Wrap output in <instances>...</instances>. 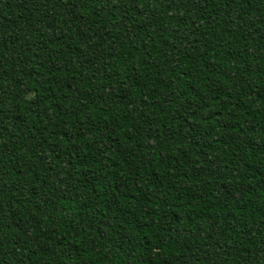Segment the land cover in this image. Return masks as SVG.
<instances>
[{"label":"trees","instance_id":"obj_1","mask_svg":"<svg viewBox=\"0 0 264 264\" xmlns=\"http://www.w3.org/2000/svg\"><path fill=\"white\" fill-rule=\"evenodd\" d=\"M0 264H264V0H0Z\"/></svg>","mask_w":264,"mask_h":264}]
</instances>
